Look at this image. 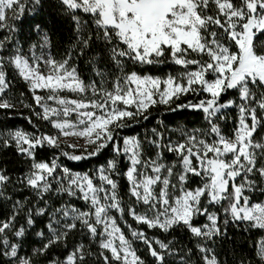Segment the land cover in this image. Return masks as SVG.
Segmentation results:
<instances>
[{
    "label": "snow or ice",
    "instance_id": "obj_1",
    "mask_svg": "<svg viewBox=\"0 0 264 264\" xmlns=\"http://www.w3.org/2000/svg\"><path fill=\"white\" fill-rule=\"evenodd\" d=\"M0 153V264H264V0H0Z\"/></svg>",
    "mask_w": 264,
    "mask_h": 264
},
{
    "label": "trees",
    "instance_id": "obj_2",
    "mask_svg": "<svg viewBox=\"0 0 264 264\" xmlns=\"http://www.w3.org/2000/svg\"><path fill=\"white\" fill-rule=\"evenodd\" d=\"M49 3L52 0H48ZM32 17L26 16L24 19V23L22 24V35L21 39H24L28 35V23L31 21ZM45 23L49 24L52 28L50 33L53 47L52 53L53 55L59 57L69 46L72 40V30L68 23H65L63 20H60L53 13L51 16H45ZM81 74L84 78H87L89 72L85 66L83 60L78 61ZM164 72L168 71L167 68L163 69ZM17 93L20 91H24L22 86L17 87ZM28 116V110L24 109L22 106L17 110L13 111L9 114V126L10 127H24L30 128L27 124V120L25 117ZM156 119H164L166 123H168L169 127H175L177 123H185L189 127L195 126L198 121L194 115H186L184 112L172 113V112H161L159 116H157L156 112H153V115L149 117L147 121H141L140 124H133L130 128H126L121 131V135H135L137 133L143 134L145 127L151 128L155 123ZM107 155V153H105ZM103 161V157L100 158V162ZM96 161L90 162H81L79 166L75 168V170H87L93 166V163ZM8 164L10 169L15 170L16 172H22L24 170L23 162H16L11 153H0V165ZM230 241H225V243L221 246V261H227V264H240L241 258L244 259V264H248V258L252 257L254 249L251 247L252 243L256 240L260 239L261 233L258 231L252 233H240L232 228L228 230Z\"/></svg>",
    "mask_w": 264,
    "mask_h": 264
}]
</instances>
